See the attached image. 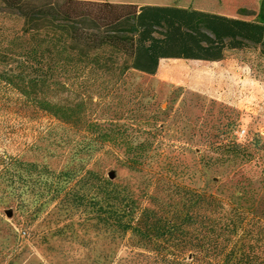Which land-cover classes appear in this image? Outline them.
<instances>
[{
    "label": "rangeland",
    "instance_id": "374dc122",
    "mask_svg": "<svg viewBox=\"0 0 264 264\" xmlns=\"http://www.w3.org/2000/svg\"><path fill=\"white\" fill-rule=\"evenodd\" d=\"M222 8L257 19L259 7ZM124 81L103 99L93 93L105 139L80 122L0 103V264H213L207 254L197 259L186 213L238 215L244 243L255 242L264 216V55L248 46L216 61L161 58L154 74L131 71ZM75 95L68 91L70 103ZM135 151L144 164L128 167L123 159ZM114 196L173 230L142 238L117 228Z\"/></svg>",
    "mask_w": 264,
    "mask_h": 264
},
{
    "label": "trees",
    "instance_id": "16d2710c",
    "mask_svg": "<svg viewBox=\"0 0 264 264\" xmlns=\"http://www.w3.org/2000/svg\"><path fill=\"white\" fill-rule=\"evenodd\" d=\"M256 16L245 20L191 7L97 0H0V103L16 114L80 122L108 138L110 132L92 114L98 103L93 102L94 92H99L98 99L108 97L123 87L131 71L154 74L161 58L216 61L228 49L248 46L264 55V1ZM71 89L76 95L70 103ZM145 158L135 151L123 163L142 166ZM116 198L110 201L109 217L117 228L142 238L173 230L170 220L157 224L152 210ZM210 202L220 204L214 197ZM183 220L196 223V257L201 262L207 254L213 264H264V216L254 243H244L238 215L223 219L186 213ZM210 234H223L226 243Z\"/></svg>",
    "mask_w": 264,
    "mask_h": 264
},
{
    "label": "crops",
    "instance_id": "0c3cea01",
    "mask_svg": "<svg viewBox=\"0 0 264 264\" xmlns=\"http://www.w3.org/2000/svg\"><path fill=\"white\" fill-rule=\"evenodd\" d=\"M108 1L113 3H130L137 7L150 6H168V7H191L195 9L207 10L228 17H237L245 20L242 16H238L235 12H230L222 7H260V2L264 0H97ZM201 60V59H199Z\"/></svg>",
    "mask_w": 264,
    "mask_h": 264
},
{
    "label": "water",
    "instance_id": "95a60500",
    "mask_svg": "<svg viewBox=\"0 0 264 264\" xmlns=\"http://www.w3.org/2000/svg\"><path fill=\"white\" fill-rule=\"evenodd\" d=\"M109 177H111V174H109ZM6 215H8V216L10 215V210L6 211Z\"/></svg>",
    "mask_w": 264,
    "mask_h": 264
},
{
    "label": "built area",
    "instance_id": "2783aa9c",
    "mask_svg": "<svg viewBox=\"0 0 264 264\" xmlns=\"http://www.w3.org/2000/svg\"><path fill=\"white\" fill-rule=\"evenodd\" d=\"M244 133V131L242 130L241 132H240V135H242Z\"/></svg>",
    "mask_w": 264,
    "mask_h": 264
}]
</instances>
